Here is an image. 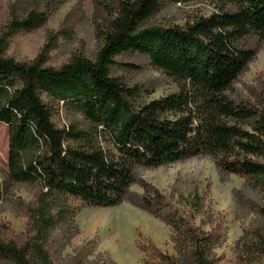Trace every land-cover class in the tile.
<instances>
[{
    "label": "trees",
    "instance_id": "1",
    "mask_svg": "<svg viewBox=\"0 0 264 264\" xmlns=\"http://www.w3.org/2000/svg\"><path fill=\"white\" fill-rule=\"evenodd\" d=\"M65 1L35 0L24 14L14 10L0 35V122L9 126L0 202L18 182L40 187L36 202L26 208V233L0 237V262L119 264L105 253L90 259L98 246L94 239L66 261L55 254L80 233L74 203L113 207L140 184L143 193L132 203L171 227L178 253H165L138 233L137 246L147 264H222L216 248L227 233L199 192L185 200L191 208L185 215L157 187L140 180L135 169L207 155L220 171L264 193V97L256 104L228 94L256 56L246 39H264V0H209L217 11L186 26L148 21L167 4L199 0H89L102 43L94 60L77 54L59 67L47 64L60 40L72 37L73 28L67 26L49 32L34 60L8 56L12 37L45 26ZM132 53L146 55L177 82L179 91L138 104L140 90L125 86L113 73L116 57ZM59 108L80 115L83 123L58 126L53 117ZM246 205L264 219V206ZM197 215L207 220L197 225ZM203 224L212 227L205 230ZM235 253V264H264V228L244 230Z\"/></svg>",
    "mask_w": 264,
    "mask_h": 264
},
{
    "label": "rangeland",
    "instance_id": "2",
    "mask_svg": "<svg viewBox=\"0 0 264 264\" xmlns=\"http://www.w3.org/2000/svg\"><path fill=\"white\" fill-rule=\"evenodd\" d=\"M35 0H0V35L16 10L24 14ZM216 4L209 0H199L183 4H167L148 21V24L186 26L201 16H209L217 11ZM69 16V24L65 20ZM97 14L89 0H66L57 4L47 24L31 32H21L11 38L7 54L18 61L30 62L43 52L50 31L62 27H72L73 35L62 38L50 52L48 65L59 67L74 55H84L95 59L102 46L96 37L94 23ZM247 47L256 50L255 58L232 85L228 94L233 99H244L259 103L264 97V39L251 36L246 39ZM117 65L113 73L127 87H136L141 95L138 104L178 92L179 85L162 70L154 68L144 54L132 53L116 57ZM54 121L60 127L71 123H83L80 115L63 108L54 110ZM9 126L0 122V183L8 171ZM135 174L157 187L173 207L189 215L190 206L185 200L197 190L205 201V207L214 212V220L223 221L227 240L216 248L222 257V264H235V249L244 230L263 227L264 219L251 210L246 201L264 206V193L252 189L246 180L235 174L222 172L212 156L201 155L156 168L139 166ZM40 187L34 183L18 182L0 202V237H20L26 233L29 218L26 208L36 202ZM143 193L140 184H133L126 200L113 207H90L77 205L79 212L76 223L80 233L55 258L66 261L89 239L97 240L98 246L90 259H97L98 253H105L119 264H147L149 260L137 246L138 233L151 239L163 252L178 256L172 239L171 227L149 212L132 203ZM182 197V198H181ZM239 197L243 202L240 201ZM207 215L195 216L194 223L202 225ZM215 222V224H217ZM211 224H203L205 230ZM59 231L52 242L59 238ZM0 264H5L0 262Z\"/></svg>",
    "mask_w": 264,
    "mask_h": 264
}]
</instances>
